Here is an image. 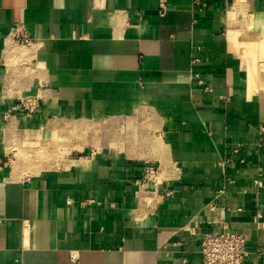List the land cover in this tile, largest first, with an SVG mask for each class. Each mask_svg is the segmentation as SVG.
I'll return each mask as SVG.
<instances>
[{"label": "crops", "instance_id": "crops-1", "mask_svg": "<svg viewBox=\"0 0 264 264\" xmlns=\"http://www.w3.org/2000/svg\"><path fill=\"white\" fill-rule=\"evenodd\" d=\"M234 31L264 54V0H0V264H200L222 228L264 264V60Z\"/></svg>", "mask_w": 264, "mask_h": 264}, {"label": "built area", "instance_id": "built-area-1", "mask_svg": "<svg viewBox=\"0 0 264 264\" xmlns=\"http://www.w3.org/2000/svg\"><path fill=\"white\" fill-rule=\"evenodd\" d=\"M163 12L164 9L161 5L160 14H163ZM11 37L19 46H27L31 43V39L25 30L17 31V29H14ZM37 109V97L26 95L5 112L4 118L8 119L17 112L26 118H30ZM141 173V182L138 184L137 195L143 197L144 193L156 191L159 175L157 166L152 163H145L144 170ZM145 185L146 187H144ZM148 185L152 188L148 187ZM171 193L172 191L169 189L164 192L166 196L171 195ZM198 251L201 258L200 264H243L246 255L245 238L228 228L207 232L203 234L199 241Z\"/></svg>", "mask_w": 264, "mask_h": 264}, {"label": "rangeland", "instance_id": "rangeland-1", "mask_svg": "<svg viewBox=\"0 0 264 264\" xmlns=\"http://www.w3.org/2000/svg\"><path fill=\"white\" fill-rule=\"evenodd\" d=\"M249 19L251 20L250 17H249ZM251 24L252 23L249 21V26H252ZM239 32L240 31H237V32L234 31V37H237V38H235V40H238L237 44L240 43V44L237 45V47L249 48L250 51L256 53V55H255L256 57L255 58H258L259 61L262 62L264 60V54L261 53V50H260V48L257 45L255 46L253 42H250V37L255 35L256 33H254V32L252 33L251 31H247L245 35H240L238 37L237 35H238ZM254 63L256 64L257 61H254ZM15 66H17V65H15ZM30 152H31V150H30ZM39 153L41 154V157H40ZM36 154L37 155L39 154V156L35 155L36 159H39V162H43V161L46 160L45 158L47 156L43 153V151H41V152L38 151Z\"/></svg>", "mask_w": 264, "mask_h": 264}, {"label": "bare ground", "instance_id": "bare-ground-1", "mask_svg": "<svg viewBox=\"0 0 264 264\" xmlns=\"http://www.w3.org/2000/svg\"><path fill=\"white\" fill-rule=\"evenodd\" d=\"M258 60H259V59H258ZM258 60H256V61H258ZM256 66H258V65H256ZM253 67H254V66H253ZM259 70H260V69H259ZM255 71H256V70H255ZM255 73H256V72H255ZM255 73H254V71H253V75H254ZM257 73H258V72H257ZM74 128L76 129V127H73V129H74ZM86 128H87V127H86ZM84 130H85V129H84ZM73 131H74V130H73ZM73 131H72V132H73ZM95 136H96V135H95ZM95 136H94V137H95ZM96 138H97V137H96ZM94 140H95V139H94ZM95 141H97V140H95ZM29 151H30V150H29ZM31 151H32V150H31ZM32 152H33V151H32ZM35 153H36V152H35ZM19 154H21V153H19ZM39 154H40V153H39ZM39 154H38L37 156H39ZM22 155H23V153H22ZM24 156H25V155H24ZM21 157H22V156H21ZM40 157H41V154H40ZM19 161H20V160H19ZM33 162H34V161H33ZM36 162H37V161H36ZM48 164H49V163H48ZM58 164H59V163H58ZM55 165H56V164H55ZM28 166H29V165H28ZM56 166H57V165H56ZM58 166H59V165H58ZM13 167H15V166H13ZM147 200L149 201V199H147Z\"/></svg>", "mask_w": 264, "mask_h": 264}]
</instances>
